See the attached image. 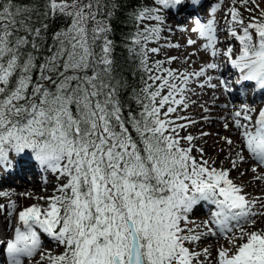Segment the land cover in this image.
<instances>
[{"label": "snow or ice", "instance_id": "snow-or-ice-1", "mask_svg": "<svg viewBox=\"0 0 264 264\" xmlns=\"http://www.w3.org/2000/svg\"><path fill=\"white\" fill-rule=\"evenodd\" d=\"M224 4L215 0L206 19L191 17L210 58L192 71L170 67L176 57L153 60L162 47L150 45L173 30L170 11L202 7V0H144L130 13L128 51L143 75L131 93L138 111H125L126 82L110 37L115 0H0V173L30 154L62 181L51 196L21 193L37 201L28 206L0 204L10 230L0 238L7 264H264V229L257 228L264 197L249 199L231 178L238 163L250 161L264 182V107L231 105L223 124L237 137L223 138L236 146L229 168L206 158L200 137L188 132L197 121L184 115L196 89L230 94L233 84L252 82L253 91L264 90V8L257 0ZM57 19L65 26L41 57L49 21ZM221 32L238 48L220 47ZM222 61L238 73L235 81L213 75ZM201 202L214 210L196 223ZM216 236L225 243L214 256L195 247ZM45 237L62 251L46 249Z\"/></svg>", "mask_w": 264, "mask_h": 264}, {"label": "bare ground", "instance_id": "bare-ground-1", "mask_svg": "<svg viewBox=\"0 0 264 264\" xmlns=\"http://www.w3.org/2000/svg\"><path fill=\"white\" fill-rule=\"evenodd\" d=\"M207 1H210V0H202V3L207 2ZM200 8L201 7L194 9L191 6L185 5L183 10L181 11V13H182L181 15L176 13V10L170 11L169 13L170 14L176 13V16L179 15V19H185V18H182L181 16L185 15L186 13H190L192 15H197ZM167 21H168V19H167ZM169 25H171V23ZM218 26L223 29V26L220 23ZM221 33L224 34L226 32H221ZM221 41L222 42L220 44V47H227V46L231 45L233 47L236 46L238 48V44L234 40H229L227 38H224V40H221ZM186 48H188L186 46V44L184 42H181L180 47L178 48V52L182 51V52L186 53L188 51ZM200 66L201 65L196 66V67L188 66L189 69L187 68L185 70H188V71H192L193 69L198 70ZM232 70L233 69H231V67L229 65H226L225 62L222 61L220 71L213 73V75H218L222 79L231 80V79H233V76H234ZM214 82H217V81H214ZM249 86H254V84H250L249 82H245L243 86L236 87L234 85L233 86V94H222L219 89H216V90L208 89V88H205L203 90L196 89L195 95L192 96V100H194L195 103L191 104L190 107L188 108V110L184 113V115L190 116L192 119L197 121V123L195 125L191 126L189 128V131H188L192 135L200 137L197 141H195V143H197V144L202 143V140L209 141V143H212V141L214 139L216 141L218 139V143L222 144V140L219 139V137L217 136L219 133H221L222 137L227 136L229 138H232L233 140L237 139L235 134L234 135L229 134V132L230 133L233 132L232 129L225 130L223 127V124H224L225 119L229 117V113L232 111L231 105H235L233 103L234 102L233 99L235 98V99L240 100V101L243 100V99H239V98L234 97V96L242 95L243 91L247 90ZM260 95H264V90H255L253 92V96H251L249 98L251 100V98H257ZM226 103L230 105V107L227 109H225L223 107V105ZM249 105H252L258 109L260 107V105H264V100L261 102L252 103ZM205 107L208 109L207 112L204 111ZM205 117L207 119H205ZM201 132H207L209 135L201 136L200 135ZM238 143L239 142L237 141V145H238ZM225 145L227 146V150L231 152L232 148H230V146L227 143L222 144L221 148H223V146H225ZM201 147L204 148L206 151L208 149L205 145H202ZM233 147H235L234 149H236V146H233ZM222 152H224V150ZM225 152H226V150H225ZM245 155H247V153H245ZM30 159H31V156H29V154H24L21 158L16 160L15 171H14V169H11L10 173H9V171L1 173L0 191L8 192L11 194L10 197H4V198H6L5 200L2 199L3 197H0L1 198V202H0L1 204L7 205L9 203V199H11V200H15L16 203L18 204V206H20V207L28 206L32 203H35L36 200L35 199H27V198H25V196H22L21 193L30 194L32 197L51 196L54 193L58 184L62 182V181L57 179L56 174L52 173L51 171H46L41 166H36L34 169H28V167L25 165V163ZM241 165H243V167H245V173L246 174H252V172L250 171L251 167L254 166L252 162H250V161L245 162ZM244 165H246V166H244ZM28 174H30V175H28ZM27 175L29 177H27ZM42 176L45 177L43 181L41 179ZM17 179H26L27 183L26 184L20 183ZM16 181H18V183L23 185V187L15 185ZM258 194L259 195H257V196L264 197V183L259 185V193ZM196 207L198 208L199 211L202 212L200 214L203 215L202 220H199V216L192 215V219L195 220L196 223H202L203 221L207 220L209 218L211 210H214V206L209 205L208 203H206L205 206L198 205ZM0 226H1V228H3L2 230H4V239H6L9 235L10 230L8 228V222H6L3 217H0ZM207 239H215L216 240V241L211 243L212 247H215L217 244H220L221 242L224 243L223 242L224 240L220 236L206 237L200 241L199 246H198L199 249L202 248L204 241ZM43 244H44V247L46 249L52 251L54 254H56V252H58L59 249H62V248L56 246V244L53 241H51L50 239H48L46 237L43 240ZM0 259H1L0 264H6L7 258L4 256V252H3L2 247H0ZM25 264H28V262L25 261Z\"/></svg>", "mask_w": 264, "mask_h": 264}, {"label": "rangeland", "instance_id": "rangeland-1", "mask_svg": "<svg viewBox=\"0 0 264 264\" xmlns=\"http://www.w3.org/2000/svg\"><path fill=\"white\" fill-rule=\"evenodd\" d=\"M143 2H144V0H143ZM214 2H215V0H210L208 3L204 4V6H202L199 9L197 15L200 18H202V19H206L207 18V11H208L210 5L212 3H214ZM230 2H231V0H225V4H224L225 7L223 6L224 10H226V8L230 4ZM257 3L259 4L260 8H264V0H257ZM241 11L244 12L245 17L247 18L249 13L244 11V9H241ZM179 14L181 15L182 13L180 12ZM222 15H223V13L219 12L217 14V19H218L219 23L224 28L225 22L222 19ZM192 16L193 15H190V14L186 13L185 15L181 16L182 18H185V19H179L178 18L179 15L176 16V14L174 15V14L168 13L167 18H166L167 27H170L173 30L171 32H168L166 30L164 33H162V37L163 38L160 41L159 45L155 44V43L150 45V47H156V46H161L162 47L161 53L159 55H154L152 57L153 60H156V59L165 60L167 57H176V60L173 61V63L170 65V67H172L174 69L181 70V71L187 69L188 66L196 67V66H199V65H202V64H205V63L209 62V58H208L209 55L207 53L203 52L202 50H200V45H201L202 41H200L198 39L196 34L191 32V27L193 26L192 21H191V17ZM167 19H168V21H167ZM170 23H171V25H169ZM179 27L185 28L186 31H183V32L179 31L178 30ZM225 36H226V33L222 34L221 35V40H224V38H226ZM189 39L196 40L197 43L195 45L189 46L187 44V41ZM181 42H184L186 44V46L188 47V48H186L188 50L186 53L182 52V51L178 52V48L163 47L164 44H169L170 43V44H178V45H180ZM229 46H231V45H229ZM234 48H237V47L235 46ZM193 53H195V55H193ZM225 64L228 65L227 63H225ZM233 72H234V69H233ZM235 77H236V75H234L233 78H235ZM237 98H239V97H237ZM263 100H264V95H260L257 98H251V100L249 98L248 99L244 98L243 100L240 101V100H237V99L234 98L233 99V101H234L233 103L235 104V106H239L242 102L243 103L252 104V103L261 102ZM260 107H264V105H260ZM188 131H189V129H188ZM232 131L233 132H231V133L229 132V134L234 135V130H232ZM217 136L219 137V139L222 140V144H226V142H225V140L223 138L227 137V136L222 137L221 133H219ZM222 144L218 143V139H217V141L214 139L212 141V143H209V141L202 140V143H199L198 145L200 147L202 145H205L208 148L207 151L204 149L205 153H206V158H208L211 161H215L217 166H221V167H224V168H229V167H231L230 159H235L236 158L235 157L236 149H234L235 147H232L231 152H230V151L227 150V146L226 145L223 146V148H221ZM223 150H224V152H222ZM225 150H226V152H225ZM196 155H198V153H196ZM29 156H31V155L29 154ZM244 166H246V165H244ZM241 173H245V167H243V165L238 163V167L231 172V178L237 184L245 186V187L244 186L243 187L245 189V192L248 194V198L249 199H253L255 197H259V196H257V195H259L258 194L259 193V185H261L264 182L257 181L254 178V174L253 173L252 174H246V175H243V176H241ZM0 176H1V173H0ZM18 181L20 183H24V184L27 183V182H25V181H27L25 179H20ZM18 181H16L15 185L23 187V185L18 183ZM2 199L5 200L6 198L3 197ZM0 202H1V198H0ZM36 202L37 201H35V203ZM201 205H203V203ZM194 211H193L192 215L199 216V220H202L203 219V215L200 214L202 212L199 211L197 207L194 209ZM0 213H1L0 217L5 218L6 211L0 212ZM257 228L258 229H264V218H258ZM214 241H216V240L215 239H207V240H205L201 249L208 248L212 252V255L214 256L215 255V250L220 245H223L225 243V241L222 240L224 243L221 242L220 244H217L215 247H212L211 243L214 242ZM198 246H195V247H198ZM61 251H62V249H59L58 252H56V254L61 252Z\"/></svg>", "mask_w": 264, "mask_h": 264}, {"label": "trees", "instance_id": "trees-1", "mask_svg": "<svg viewBox=\"0 0 264 264\" xmlns=\"http://www.w3.org/2000/svg\"><path fill=\"white\" fill-rule=\"evenodd\" d=\"M22 3H30L31 0H18ZM39 2V0H37ZM117 7L114 9V15L111 18L112 32L111 39L114 41L113 56L116 61L120 77L126 82V86L121 90V97L125 102V111L130 107L133 111H138V107L131 99L133 89H138L142 85L143 73L138 68L139 61L128 51V37L135 29L129 20L130 13L143 4V0H115ZM50 27L46 33V43L42 45L41 57L48 55L47 48L52 43L51 36L55 31L65 26L62 19L49 21ZM36 74H34L35 77Z\"/></svg>", "mask_w": 264, "mask_h": 264}]
</instances>
